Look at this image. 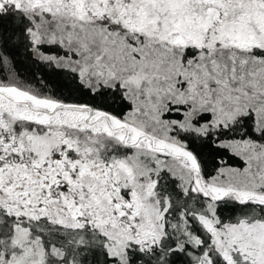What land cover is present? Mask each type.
Here are the masks:
<instances>
[{
  "label": "snow or ice",
  "instance_id": "6c2138e0",
  "mask_svg": "<svg viewBox=\"0 0 264 264\" xmlns=\"http://www.w3.org/2000/svg\"><path fill=\"white\" fill-rule=\"evenodd\" d=\"M0 264H264V0H0Z\"/></svg>",
  "mask_w": 264,
  "mask_h": 264
},
{
  "label": "trees",
  "instance_id": "16d2710c",
  "mask_svg": "<svg viewBox=\"0 0 264 264\" xmlns=\"http://www.w3.org/2000/svg\"><path fill=\"white\" fill-rule=\"evenodd\" d=\"M17 59H18V60L20 61V63H21V68H22L23 70H25L26 72H37V74H44V75L49 76L53 81H56V80L59 79L58 77L52 75V74L49 72V70H47V69H45V68H43V67L37 68V67H35V66H31V65H29V64L23 59V57H21V56H19V55L17 56ZM230 162H231V161H230ZM234 163H236V164H240L241 162L238 161V160H236V161H234Z\"/></svg>",
  "mask_w": 264,
  "mask_h": 264
}]
</instances>
